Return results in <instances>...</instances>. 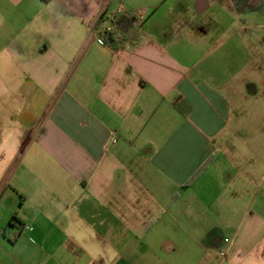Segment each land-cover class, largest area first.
Wrapping results in <instances>:
<instances>
[{
    "label": "crops",
    "instance_id": "obj_1",
    "mask_svg": "<svg viewBox=\"0 0 264 264\" xmlns=\"http://www.w3.org/2000/svg\"><path fill=\"white\" fill-rule=\"evenodd\" d=\"M254 1L0 0V264H264L239 70L199 51Z\"/></svg>",
    "mask_w": 264,
    "mask_h": 264
},
{
    "label": "rangeland",
    "instance_id": "obj_2",
    "mask_svg": "<svg viewBox=\"0 0 264 264\" xmlns=\"http://www.w3.org/2000/svg\"><path fill=\"white\" fill-rule=\"evenodd\" d=\"M261 3L256 7L260 6L258 11L264 14V3ZM231 18L232 13L225 11L222 23L211 27L221 41L211 43L209 47L203 46L199 51L209 57L212 52L218 53L215 57H225L220 60L222 62L219 65L227 82L230 78L235 81L234 74L239 70L238 84L243 98L237 110L240 118L233 124L240 132L243 141L240 145L250 144L248 132L257 136L256 145L259 151L257 163L261 173L264 169L261 164L264 162V15L257 18L256 26L248 27L232 21ZM252 35H257V38H252ZM248 89L253 93L247 94Z\"/></svg>",
    "mask_w": 264,
    "mask_h": 264
},
{
    "label": "trees",
    "instance_id": "obj_3",
    "mask_svg": "<svg viewBox=\"0 0 264 264\" xmlns=\"http://www.w3.org/2000/svg\"><path fill=\"white\" fill-rule=\"evenodd\" d=\"M262 1L263 0H255L254 5L255 6L258 5ZM101 20H102V17L99 19V21ZM113 22L119 32L127 35L134 29L136 25V18L132 16H128V15H120ZM101 38L110 47L116 48L118 45V41L116 37L114 36V34L103 32L101 34Z\"/></svg>",
    "mask_w": 264,
    "mask_h": 264
},
{
    "label": "built area",
    "instance_id": "obj_4",
    "mask_svg": "<svg viewBox=\"0 0 264 264\" xmlns=\"http://www.w3.org/2000/svg\"><path fill=\"white\" fill-rule=\"evenodd\" d=\"M105 32L110 33V34H114V36L116 37V39H119L118 36L121 34V32H119V31L117 30V28H116L115 25L112 26V27L107 28V29L105 30ZM101 41H102L103 43H105L102 39H101ZM105 44H106V43H105Z\"/></svg>",
    "mask_w": 264,
    "mask_h": 264
}]
</instances>
